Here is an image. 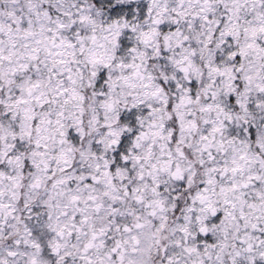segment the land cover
Instances as JSON below:
<instances>
[{"label": "snow or ice", "instance_id": "snow-or-ice-1", "mask_svg": "<svg viewBox=\"0 0 264 264\" xmlns=\"http://www.w3.org/2000/svg\"><path fill=\"white\" fill-rule=\"evenodd\" d=\"M0 264H264V0H0Z\"/></svg>", "mask_w": 264, "mask_h": 264}]
</instances>
